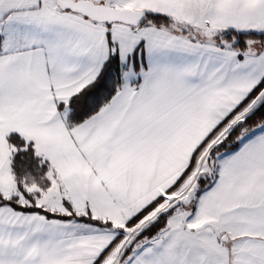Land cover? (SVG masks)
<instances>
[{"label":"snow or ice","instance_id":"snow-or-ice-1","mask_svg":"<svg viewBox=\"0 0 264 264\" xmlns=\"http://www.w3.org/2000/svg\"><path fill=\"white\" fill-rule=\"evenodd\" d=\"M0 264H264V0H0Z\"/></svg>","mask_w":264,"mask_h":264}]
</instances>
